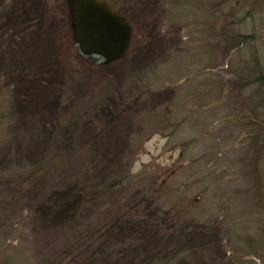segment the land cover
I'll use <instances>...</instances> for the list:
<instances>
[{
    "label": "rangeland",
    "instance_id": "rangeland-1",
    "mask_svg": "<svg viewBox=\"0 0 264 264\" xmlns=\"http://www.w3.org/2000/svg\"><path fill=\"white\" fill-rule=\"evenodd\" d=\"M111 1L91 67L64 0H0V264H264V0Z\"/></svg>",
    "mask_w": 264,
    "mask_h": 264
},
{
    "label": "water",
    "instance_id": "water-1",
    "mask_svg": "<svg viewBox=\"0 0 264 264\" xmlns=\"http://www.w3.org/2000/svg\"><path fill=\"white\" fill-rule=\"evenodd\" d=\"M69 21L75 48L90 64L109 65L124 55L132 26L106 0H70Z\"/></svg>",
    "mask_w": 264,
    "mask_h": 264
},
{
    "label": "trees",
    "instance_id": "trees-1",
    "mask_svg": "<svg viewBox=\"0 0 264 264\" xmlns=\"http://www.w3.org/2000/svg\"><path fill=\"white\" fill-rule=\"evenodd\" d=\"M69 1L70 0H64V2L66 3L65 4V14H66V17L68 19V24H69V9H67V7H69ZM109 2V4L115 9L117 10L118 12H120L121 14L122 13V5L120 3L117 4V2H114V1H111V0H107ZM125 16V15H124ZM126 17V16H125ZM70 28V26H69ZM234 37V39L230 40V36H229V42L235 46V48H239V47H242L244 46V44L246 43H250L251 42V35H248V34H243V33H236V34H232ZM137 37V34H131V37H130V43L134 42V40L136 39ZM82 58V57H81ZM82 61L86 64V65H89L91 67H93L92 64L88 63L87 61H85L84 59H82ZM95 67V66H94ZM258 69V68H257ZM259 71V70H258ZM260 72V71H259ZM259 79V78H258ZM142 80V79H141ZM144 81H148V80H144ZM140 83H143V80L140 82ZM146 88L149 87V85H145ZM146 91V90H145ZM131 94V93H130ZM133 99H131L132 101ZM60 150L59 148L57 147H53L51 148L47 153L46 155H44L42 158H40L36 163H34L32 166H30V168L27 170H24L26 173H31L33 174V171L36 172H40V173H44V172H47L52 166H55L56 163L58 162V157L60 155ZM23 170H17V171H11V173L7 174V176L5 177V181H7V183H11V182H14L16 181L18 178L20 177H24V176H21V173ZM26 175V174H25ZM4 183V182H3ZM2 183V184H3ZM111 186H109L108 188H110Z\"/></svg>",
    "mask_w": 264,
    "mask_h": 264
}]
</instances>
